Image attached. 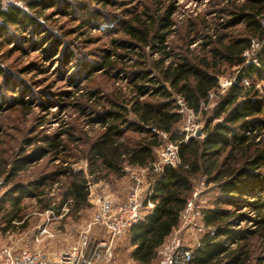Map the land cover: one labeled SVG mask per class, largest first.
Instances as JSON below:
<instances>
[{
	"label": "trees",
	"instance_id": "trees-1",
	"mask_svg": "<svg viewBox=\"0 0 264 264\" xmlns=\"http://www.w3.org/2000/svg\"><path fill=\"white\" fill-rule=\"evenodd\" d=\"M226 1L228 9L219 10L217 15L226 14L228 19L205 27L201 43L194 50L190 46L198 41L196 35L180 48L168 42L174 32L175 7L170 6L164 12L158 9L155 15L145 11L134 16L123 29L126 39L111 41L113 51L108 53L104 63L108 68L104 74L115 70L116 80H126L125 89L129 90L125 93L123 87L114 85L107 93L99 88H87L78 97L89 101V106L78 104L82 115L88 110L89 126L100 127L86 149L80 152L87 163V175L68 165L59 169L52 176L63 178L60 181L63 191L57 204L47 199V206L53 204L57 215L64 206L69 207V212H78L89 206V182H98L108 175L122 177L126 168L148 169V181H152L149 200L154 207L145 211L142 220L128 230L130 258L136 264L156 261L159 248L178 227L195 183L200 181L217 191L209 206L202 210V222L213 234L205 233L200 239V246L193 250L191 264H264V257H258L264 253V86L257 87V83L264 82V26L261 23L264 0ZM24 4L26 9L0 0V39L8 38L7 27L22 34L33 29L32 34H37L40 28L36 25L37 18L28 12L42 16L54 7L53 0H24ZM237 26H241L243 32L227 33ZM43 34L36 41L31 37L21 41L54 46V35ZM9 38L1 44L6 45ZM252 40L260 46L248 61L244 53L250 49ZM51 54L58 56V49H52L47 56ZM152 57L156 59L151 63ZM64 58L71 61L67 52ZM116 62L127 68L116 70ZM226 68H236V72L229 79L231 85L221 92L219 81L226 74ZM2 75L4 84H9V76L0 68ZM89 79L87 77V81ZM245 79L248 85L243 83ZM11 88L12 92H17L15 86ZM175 96L183 98L199 118L203 117L200 137L183 141ZM18 100L14 99V104ZM64 134L52 139L45 137V146L32 151L34 160L52 154L67 163L69 157H63L68 151L62 139ZM80 140L73 138V143ZM167 141L178 146L180 164L164 166L155 173L152 164L156 150ZM26 158L13 163L6 182L12 180L22 166L32 162ZM43 182L41 179L32 188L37 190ZM30 190V187L15 184L0 197L5 230L14 223L24 224L26 207L21 200L37 197ZM40 194L46 196L44 191ZM16 195L20 196L14 197ZM243 209L253 212V217ZM69 214L75 213H66ZM247 220L252 227L240 229L241 223ZM229 241L237 245L230 248Z\"/></svg>",
	"mask_w": 264,
	"mask_h": 264
},
{
	"label": "rangeland",
	"instance_id": "rangeland-1",
	"mask_svg": "<svg viewBox=\"0 0 264 264\" xmlns=\"http://www.w3.org/2000/svg\"><path fill=\"white\" fill-rule=\"evenodd\" d=\"M7 1L26 7L24 0ZM53 1L54 7L48 9L45 15L39 16L34 11L28 12L37 18L36 25L40 27L37 34H32L33 29L22 34L13 27H7L8 38L11 37L9 40L12 43L7 41L6 45L1 44L3 40L8 39L7 36L0 39V68L9 76L7 85L4 84V76H0V173L2 174L0 197L15 184L24 188L30 187V191L37 195V197H24L21 200V204L26 207L24 224L14 223L11 228L5 230L0 215V248L41 251L50 257L74 245L84 235L97 240L107 239L108 236L102 228L94 226L90 230L87 229L88 223L97 211L95 200L107 198L113 205L119 206L127 200L133 188L132 173H137L144 180V189L149 180L147 172L141 173L136 171L138 169L125 171L122 177L108 175L98 182L88 183V207L78 212H69V207L64 206L59 210V215L52 209L53 204L59 202L60 193L63 191L60 183L63 178L52 175L66 165L74 171L82 170L87 175V163L80 152L86 149L89 140L100 128L97 124L89 126L88 110H85V115L81 114L78 104L89 106V101L78 98L79 95L87 88H99L107 93L112 90L113 85L123 87L125 93L129 90L125 89L126 80H116L115 70L107 75L104 74L108 71L104 66L105 57L113 51L111 41L126 39L123 29L134 16L145 11L155 15L158 9L164 12V9L172 6L176 8L172 18L175 27L168 42L173 47L180 48L196 35L198 41L190 46V49L194 50L201 43L200 39L205 33V27H212L213 24H219L222 19H228L226 14L217 15L219 10L228 9L225 7L226 0ZM237 2L241 3V0ZM194 26L196 28L192 30ZM241 32L243 28L237 26L227 33ZM43 33L54 35L56 40L54 46L51 43L41 46V43L33 45L22 42L24 37H31L36 41L37 37L44 35ZM51 48L58 49V56L52 54L47 56ZM66 52L71 56V61L64 58ZM255 52L249 54L248 61H251ZM155 59L156 57H152L151 63ZM116 65V70L127 68L123 63L116 62ZM225 71L226 74L222 75L221 79L229 80L235 75L236 68H226ZM87 77H90L89 81ZM12 86H15L17 92H12ZM262 86L264 82L257 83V87ZM14 99H19L16 104ZM199 121L203 127L202 116ZM183 126L181 121V132ZM64 132L66 134L62 139L66 142L68 151L63 157H69L67 163L60 158H54L52 154L41 160H34L32 151L45 146L43 143L45 137L52 139L55 135ZM73 138L81 140L79 143H73ZM22 157H27L32 162L22 166L17 175L6 182L5 179L13 163ZM41 179H44L43 184L37 190L32 188V185ZM87 179L90 178L87 176ZM199 189L202 191V196L198 205L202 211L209 206L217 191L212 186H206L202 181L195 183L194 191ZM41 191H44L46 196L41 195ZM47 199L52 200L51 207L47 206L49 205ZM242 211L253 217V212L247 209ZM66 213L75 214L66 215ZM200 223L204 225L202 221ZM43 227L46 228L47 234L38 237L39 230ZM251 227L248 220L240 225V229ZM128 230L126 229L113 240L112 253L116 264H136L130 258L132 248L129 244ZM180 230L178 233L174 229L165 242L181 235L183 243L195 250L196 243L205 233H209L204 231L189 236L187 233L191 231L186 228ZM236 245V242H228L230 248ZM256 255L259 253L257 252ZM258 257L263 258L264 253ZM157 263L158 259L153 264Z\"/></svg>",
	"mask_w": 264,
	"mask_h": 264
},
{
	"label": "built area",
	"instance_id": "built-area-1",
	"mask_svg": "<svg viewBox=\"0 0 264 264\" xmlns=\"http://www.w3.org/2000/svg\"><path fill=\"white\" fill-rule=\"evenodd\" d=\"M261 23L264 26V19ZM259 46L260 44L257 41L252 40L250 49L245 51L244 55L248 57ZM231 83L232 80L220 79V91H224ZM243 83L248 85V80L245 79ZM174 100L176 112L181 116L184 125L182 133L184 134L183 141L186 142L190 137H196L197 131L202 129V124H200L199 116L186 106L183 98L175 96ZM179 164L178 146L167 141L156 150V160L152 164V171L158 173L164 166L176 167ZM125 170L132 169L126 168ZM136 171L144 173L148 172V169H138ZM131 178L133 188L123 204L115 206L107 198H97L95 200L97 211L88 223L87 229L90 230L92 227L98 226L105 231L108 236L107 239L97 240L84 235L74 245L60 250L52 257L41 251L28 249L18 251L10 247H2L0 248V264H116L112 253L114 238L142 220L144 211L154 207L153 202L149 200L152 192V181H147V186L144 189L145 182L137 173H132ZM201 196L202 191L200 189L193 191L180 215V226L175 229L176 232L179 233L180 229L186 228L191 231L187 233L189 236L204 231L213 234L211 228L200 223L202 221V211L198 202L201 203ZM45 234H47V230L43 227L39 230L38 237ZM199 246L200 241L196 243L195 247ZM192 254V248L183 243L180 235V237L173 238L172 241L165 242L159 248L157 264H191Z\"/></svg>",
	"mask_w": 264,
	"mask_h": 264
},
{
	"label": "water",
	"instance_id": "water-1",
	"mask_svg": "<svg viewBox=\"0 0 264 264\" xmlns=\"http://www.w3.org/2000/svg\"><path fill=\"white\" fill-rule=\"evenodd\" d=\"M202 135V129H199L196 133V137H200Z\"/></svg>",
	"mask_w": 264,
	"mask_h": 264
},
{
	"label": "crops",
	"instance_id": "crops-1",
	"mask_svg": "<svg viewBox=\"0 0 264 264\" xmlns=\"http://www.w3.org/2000/svg\"><path fill=\"white\" fill-rule=\"evenodd\" d=\"M129 169L134 170V169H141V168H129ZM87 202H88V199H87ZM144 212H145V211H144ZM157 259H158V257H157Z\"/></svg>",
	"mask_w": 264,
	"mask_h": 264
}]
</instances>
